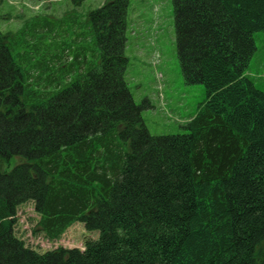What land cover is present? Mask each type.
I'll return each mask as SVG.
<instances>
[{"label": "trees", "instance_id": "obj_1", "mask_svg": "<svg viewBox=\"0 0 264 264\" xmlns=\"http://www.w3.org/2000/svg\"><path fill=\"white\" fill-rule=\"evenodd\" d=\"M178 58L206 101L187 133L152 135L126 79L129 0L72 42L0 29V264H264V91L248 77L264 0H172ZM57 43V42H54ZM33 203L49 241L17 236Z\"/></svg>", "mask_w": 264, "mask_h": 264}, {"label": "rangeland", "instance_id": "obj_2", "mask_svg": "<svg viewBox=\"0 0 264 264\" xmlns=\"http://www.w3.org/2000/svg\"><path fill=\"white\" fill-rule=\"evenodd\" d=\"M111 0H0V29L36 43L72 42L88 32L90 14ZM125 46L129 67L127 83L136 104L148 105L142 116L154 136L187 133L185 126L206 101L203 84L185 81L178 58L172 0H129ZM257 50L247 75L264 91V32L255 34ZM57 42V43H54ZM16 233L40 253L58 249H84L87 240L99 238L76 223L57 241L41 232L34 204L19 208Z\"/></svg>", "mask_w": 264, "mask_h": 264}]
</instances>
